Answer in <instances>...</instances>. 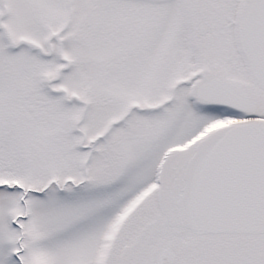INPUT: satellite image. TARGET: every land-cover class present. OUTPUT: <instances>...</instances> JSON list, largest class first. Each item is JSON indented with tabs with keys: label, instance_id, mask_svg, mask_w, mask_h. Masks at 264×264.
Instances as JSON below:
<instances>
[{
	"label": "snow or ice",
	"instance_id": "6c2138e0",
	"mask_svg": "<svg viewBox=\"0 0 264 264\" xmlns=\"http://www.w3.org/2000/svg\"><path fill=\"white\" fill-rule=\"evenodd\" d=\"M0 264H264V0H0Z\"/></svg>",
	"mask_w": 264,
	"mask_h": 264
}]
</instances>
